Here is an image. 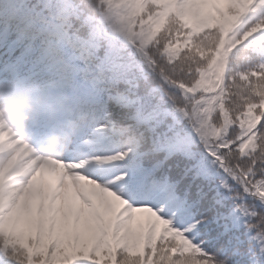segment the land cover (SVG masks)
Returning <instances> with one entry per match:
<instances>
[{"label":"snow or ice","instance_id":"1","mask_svg":"<svg viewBox=\"0 0 264 264\" xmlns=\"http://www.w3.org/2000/svg\"><path fill=\"white\" fill-rule=\"evenodd\" d=\"M99 4L167 100L56 154L0 125V264H264V0Z\"/></svg>","mask_w":264,"mask_h":264},{"label":"trees","instance_id":"2","mask_svg":"<svg viewBox=\"0 0 264 264\" xmlns=\"http://www.w3.org/2000/svg\"><path fill=\"white\" fill-rule=\"evenodd\" d=\"M98 3L99 0H96L95 4L97 5ZM118 32V34H115L113 40L115 47L118 49L115 50L123 63L121 65L124 68L122 72L134 74L139 81H141L142 75L147 77V81H164L162 75L150 65L145 55L141 54V50L133 43L129 36L120 30H118ZM181 43H183V40H181ZM123 118L125 117L121 119Z\"/></svg>","mask_w":264,"mask_h":264},{"label":"clouds","instance_id":"3","mask_svg":"<svg viewBox=\"0 0 264 264\" xmlns=\"http://www.w3.org/2000/svg\"><path fill=\"white\" fill-rule=\"evenodd\" d=\"M73 139V135L71 132L63 134V135H58L57 138V143L63 142L64 143V147L67 148L68 144L70 143V141ZM53 154H56L55 152H53Z\"/></svg>","mask_w":264,"mask_h":264},{"label":"rangeland","instance_id":"4","mask_svg":"<svg viewBox=\"0 0 264 264\" xmlns=\"http://www.w3.org/2000/svg\"><path fill=\"white\" fill-rule=\"evenodd\" d=\"M29 68H30V67H29ZM31 70H35V69H32V68H31ZM47 80H48V81H52L53 78H48ZM44 172H45V171H44ZM51 173H52V175H50ZM47 174L49 175L50 178L53 176V174H56V176L58 177V173H56V172L53 171L52 169H50V170L47 172ZM141 214H142V213H141ZM142 216H143V220H144L145 214H142Z\"/></svg>","mask_w":264,"mask_h":264}]
</instances>
